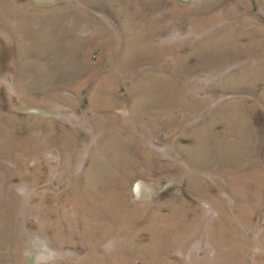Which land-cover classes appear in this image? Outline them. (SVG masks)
I'll return each mask as SVG.
<instances>
[{"label": "rangeland", "instance_id": "1", "mask_svg": "<svg viewBox=\"0 0 264 264\" xmlns=\"http://www.w3.org/2000/svg\"><path fill=\"white\" fill-rule=\"evenodd\" d=\"M0 264H264V0H0Z\"/></svg>", "mask_w": 264, "mask_h": 264}]
</instances>
